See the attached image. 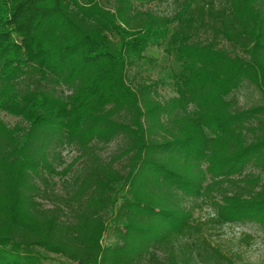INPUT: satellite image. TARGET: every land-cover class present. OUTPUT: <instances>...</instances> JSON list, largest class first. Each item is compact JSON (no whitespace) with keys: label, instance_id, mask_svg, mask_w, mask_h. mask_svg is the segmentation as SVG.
<instances>
[{"label":"trees","instance_id":"1","mask_svg":"<svg viewBox=\"0 0 264 264\" xmlns=\"http://www.w3.org/2000/svg\"><path fill=\"white\" fill-rule=\"evenodd\" d=\"M155 1L0 0V264H250L211 236L264 234V0Z\"/></svg>","mask_w":264,"mask_h":264},{"label":"rangeland","instance_id":"2","mask_svg":"<svg viewBox=\"0 0 264 264\" xmlns=\"http://www.w3.org/2000/svg\"><path fill=\"white\" fill-rule=\"evenodd\" d=\"M172 4V0L166 2L155 1L147 4L146 7L153 8L159 12H169L172 9ZM147 53L151 56L157 57L160 61L167 60V56L163 49H150ZM138 69L144 72L142 66ZM146 70L155 79H160L161 77L163 78V83H160V93L163 97L168 98L174 94L172 86L166 75L161 76L158 73H155V69L146 68ZM63 88L66 90V86ZM242 92L250 93L246 89ZM240 100L241 102H245L242 98H240ZM1 118L11 126L20 121L18 117L6 112L1 113ZM116 146L117 142L115 141L110 144L99 143L98 148H101V151H103L104 154H108L113 150V148H116ZM61 151L66 163L72 162L78 154L75 147L70 145L62 147ZM192 206L194 216L197 218L205 219L212 212L211 205L203 202L202 200H200L198 204H192ZM245 233L253 235V240L250 244H247L243 239V235ZM212 234L211 240L215 243L221 244L225 250L240 253L242 258L245 261L250 262V264H264V234L256 223L247 221L243 223L227 224L219 232L217 231ZM52 261V264H72L57 256L53 257Z\"/></svg>","mask_w":264,"mask_h":264}]
</instances>
